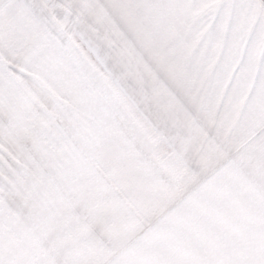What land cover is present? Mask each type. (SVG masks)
<instances>
[{"label":"rangeland","instance_id":"374dc122","mask_svg":"<svg viewBox=\"0 0 264 264\" xmlns=\"http://www.w3.org/2000/svg\"><path fill=\"white\" fill-rule=\"evenodd\" d=\"M44 2L0 0V88L43 76L78 80L104 108L79 113L82 134L74 138L84 143L86 135L94 133L102 139L121 181L141 190L142 206L111 228L97 222L83 239L73 240L57 231L66 216L43 219L6 205L9 211L0 215V260L40 264L71 257L153 264L195 256L226 264H264V109L255 110L251 99L264 65V0H102L172 84L164 97L166 132L182 146L156 133L116 97L106 96L85 63L42 30L31 6ZM151 2L172 6H142ZM209 53L213 61L233 68L243 63L250 69L225 97L227 112L221 116L198 100L207 80ZM21 58L30 69L17 63ZM5 122L0 113V124ZM213 125L222 128L216 148L208 140L215 134ZM17 168L35 178L63 179L35 162L0 161V185H9L8 195L16 199L24 195L13 186ZM190 226L200 236L194 246L186 244Z\"/></svg>","mask_w":264,"mask_h":264},{"label":"snow or ice","instance_id":"6c2138e0","mask_svg":"<svg viewBox=\"0 0 264 264\" xmlns=\"http://www.w3.org/2000/svg\"><path fill=\"white\" fill-rule=\"evenodd\" d=\"M159 9L172 5L145 3ZM42 30L53 36L59 46L85 63L92 79L103 84L106 96L123 102L136 118L146 121L158 134H164L174 145L182 146L166 132L168 119L166 91L172 84L159 68L147 59L143 46L118 22L114 12L102 0H45L32 5ZM83 14V15H81ZM111 19V23H109ZM10 50V45H6ZM17 63L26 69L23 58ZM207 80L198 95L199 102L217 116L227 112L224 99L246 69L241 63L233 68L211 53L206 58ZM257 85L251 97L253 107L264 109V65L258 70ZM103 102L95 98L78 80L62 81L47 76L11 82L0 88V113L6 122L0 124V161L16 164L38 163L55 170L59 181L35 178L24 168L16 169L13 186L24 193L22 199L8 195L12 189L0 185V215L13 210H26L35 217L48 219L64 215L67 220L57 231L66 238L80 240L94 223L111 226L142 206L143 194L134 184L121 181L115 160L105 150L103 140L94 133L84 143L74 137L82 134L77 118L85 111H100ZM264 124V120L260 121ZM223 120H221V125ZM215 134L208 140L213 148L222 128L213 125ZM3 175V173H0ZM79 209V211H77ZM219 223L227 224L221 220ZM111 238V233H109ZM200 236L195 226L189 228L186 244L194 246ZM0 264H5L0 260ZM40 264H104L79 261L71 257L50 258ZM153 264H226L195 256L173 258Z\"/></svg>","mask_w":264,"mask_h":264}]
</instances>
